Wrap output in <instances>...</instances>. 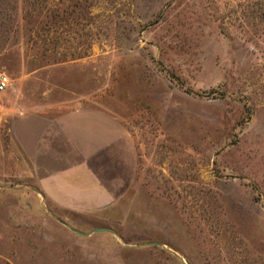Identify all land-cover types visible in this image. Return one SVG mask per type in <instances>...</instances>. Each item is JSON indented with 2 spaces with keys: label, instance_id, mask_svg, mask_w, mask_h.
<instances>
[{
  "label": "rangeland",
  "instance_id": "obj_1",
  "mask_svg": "<svg viewBox=\"0 0 264 264\" xmlns=\"http://www.w3.org/2000/svg\"><path fill=\"white\" fill-rule=\"evenodd\" d=\"M0 72V264H264V0H0ZM33 114L105 206L44 196Z\"/></svg>",
  "mask_w": 264,
  "mask_h": 264
},
{
  "label": "crops",
  "instance_id": "obj_2",
  "mask_svg": "<svg viewBox=\"0 0 264 264\" xmlns=\"http://www.w3.org/2000/svg\"><path fill=\"white\" fill-rule=\"evenodd\" d=\"M19 119L21 122L16 126L26 127L27 132L17 128L15 137L20 141L27 159L33 164V173L38 176L37 167L43 169L39 180L45 197L59 202L68 209L80 210L82 213L95 212L109 202L110 193L86 163L82 144L77 148L81 158L73 162L70 161L72 157L69 149L66 147L60 149L59 146L50 143L47 137L53 135L51 129L53 125H57L54 118L33 114ZM58 123L62 126L57 125L60 133L57 135H60L61 141L68 144L70 139L67 134L68 128L62 124L63 121ZM9 135L12 136V127Z\"/></svg>",
  "mask_w": 264,
  "mask_h": 264
},
{
  "label": "built area",
  "instance_id": "obj_3",
  "mask_svg": "<svg viewBox=\"0 0 264 264\" xmlns=\"http://www.w3.org/2000/svg\"><path fill=\"white\" fill-rule=\"evenodd\" d=\"M9 84V77L6 73L0 72V93L5 90Z\"/></svg>",
  "mask_w": 264,
  "mask_h": 264
},
{
  "label": "water",
  "instance_id": "obj_4",
  "mask_svg": "<svg viewBox=\"0 0 264 264\" xmlns=\"http://www.w3.org/2000/svg\"><path fill=\"white\" fill-rule=\"evenodd\" d=\"M74 232H76L77 234H80V235H88V233H82V232H80V231H78V230H75V229H72ZM101 230H105V229H100V228H96V229H94L93 231H101ZM157 245H159V246H162L161 244H159V243H157Z\"/></svg>",
  "mask_w": 264,
  "mask_h": 264
}]
</instances>
